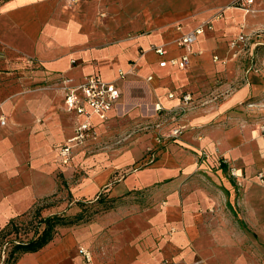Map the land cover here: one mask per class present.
Instances as JSON below:
<instances>
[{"label": "crops", "instance_id": "0c3cea01", "mask_svg": "<svg viewBox=\"0 0 264 264\" xmlns=\"http://www.w3.org/2000/svg\"><path fill=\"white\" fill-rule=\"evenodd\" d=\"M234 1L0 0V230L58 193L70 172L74 200L105 195L113 204L14 264H264V90L235 84L241 68L223 63L240 24L253 28L264 13L245 15ZM204 21L212 28L194 43L189 65L160 66L184 52L177 39ZM90 75L117 82L121 113L124 95L139 96L141 85L163 106L155 111L168 125L154 157L135 143L94 146L89 137L63 162L60 148L85 119L67 109L64 82ZM117 110L92 117L96 139ZM233 169L244 176L242 190Z\"/></svg>", "mask_w": 264, "mask_h": 264}, {"label": "rangeland", "instance_id": "374dc122", "mask_svg": "<svg viewBox=\"0 0 264 264\" xmlns=\"http://www.w3.org/2000/svg\"><path fill=\"white\" fill-rule=\"evenodd\" d=\"M234 2L230 6L241 9L245 15L257 16L259 13H264V0H255L249 11L236 6ZM247 27L248 23L242 22L240 24L239 33L229 42L228 47L224 48L226 57L223 63L227 67L235 66L241 68L243 74L235 76V84L249 83L251 80L260 84L262 90H264V20L253 28L249 29ZM228 57L229 59L227 60ZM141 86L142 94L139 96H136V94L131 97L124 95V101L121 104L124 107V112L121 113L120 107L117 108L119 118L109 128L102 131V138L105 139H96L97 133L95 131L93 135L89 136L94 138L91 139L95 140L93 141L94 146L108 145L105 144L107 141L111 145L116 146H122L123 143L128 142L127 145L135 143L138 147L144 148L147 152L146 155L153 154L154 148L160 144L157 141L159 142L163 138H159L160 135L157 136V134H159L160 129H165L168 122L167 119L158 120V114L155 111L156 101L154 102L150 99L147 91L143 89L144 86ZM180 110L184 114L187 112V107H180ZM183 124L187 128V123ZM154 155L149 156V158L151 159ZM70 173V177L65 174L62 176L64 182H62L61 190L58 193L39 200L29 211L11 219L0 230V264L8 261L9 257L10 261H12L19 254V251L17 253L14 251V246L19 242H26L41 233L47 226L44 221L46 218L50 216L58 217L53 221L55 222L53 230L56 233L60 229L92 222L98 216L108 212V209L113 206L108 201V196L105 195H100L91 200H74L70 191L71 178H73L72 172ZM231 174L232 170L230 171ZM240 176L241 182L237 181V178H234L233 182L238 189L242 190L245 186L244 176Z\"/></svg>", "mask_w": 264, "mask_h": 264}, {"label": "built area", "instance_id": "2783aa9c", "mask_svg": "<svg viewBox=\"0 0 264 264\" xmlns=\"http://www.w3.org/2000/svg\"><path fill=\"white\" fill-rule=\"evenodd\" d=\"M255 0H235V5L243 8L246 11L250 10V6L253 5ZM212 28L211 24L204 21L194 29L183 33L178 39L177 43L184 49V52L179 57H172L170 59L162 60L159 65L164 67L168 64L179 67H187L191 61V55L193 54V45L198 40L200 34L205 29ZM159 52H163L162 48H155ZM217 60L218 57L216 56ZM124 72H120L119 80L125 77ZM152 79V76L149 77ZM65 101L67 109L70 111H77L78 114L84 115L85 119L81 122L76 130L75 136L71 139V143L65 144L60 148V155L63 158L64 163H68L72 147L74 144L82 142L85 138L94 134L92 130V117L94 115L99 116L101 119H107L109 112L118 108L119 99L122 91L117 85L116 81L105 80L100 75H90L85 77L81 82L73 84L71 80L67 79L64 82ZM173 97V94H171ZM183 100L188 103L192 100L191 94L183 95ZM163 106L160 103L155 104V110L161 112ZM2 123H5L2 119ZM186 128L185 125L175 127L169 134L168 137L176 138ZM237 181L241 182V176L234 169L231 174ZM259 183L264 187V172L258 173ZM163 264H169L164 262Z\"/></svg>", "mask_w": 264, "mask_h": 264}, {"label": "trees", "instance_id": "16d2710c", "mask_svg": "<svg viewBox=\"0 0 264 264\" xmlns=\"http://www.w3.org/2000/svg\"><path fill=\"white\" fill-rule=\"evenodd\" d=\"M58 217H48L44 221L46 222L47 226L43 229L41 233H38L36 236H33L26 242H19L16 246H14V251L17 253L19 251V254L16 255L12 261H10V257L8 258V261H5L1 264H14L16 259L25 252H32L37 251L38 249L42 248L44 245H46L48 242H50L53 237L55 236V231L53 230V227L55 225V219Z\"/></svg>", "mask_w": 264, "mask_h": 264}]
</instances>
